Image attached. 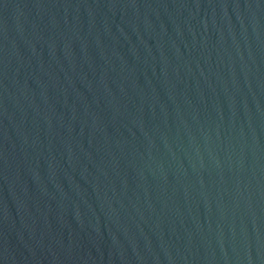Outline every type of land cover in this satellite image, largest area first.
<instances>
[{
	"label": "water",
	"instance_id": "95a60500",
	"mask_svg": "<svg viewBox=\"0 0 264 264\" xmlns=\"http://www.w3.org/2000/svg\"><path fill=\"white\" fill-rule=\"evenodd\" d=\"M0 264H264V0H0Z\"/></svg>",
	"mask_w": 264,
	"mask_h": 264
}]
</instances>
